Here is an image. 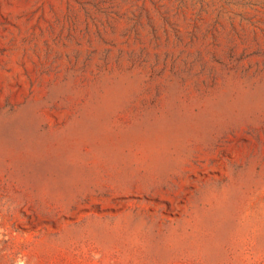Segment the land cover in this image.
Here are the masks:
<instances>
[{"label": "rangeland", "instance_id": "rangeland-1", "mask_svg": "<svg viewBox=\"0 0 264 264\" xmlns=\"http://www.w3.org/2000/svg\"><path fill=\"white\" fill-rule=\"evenodd\" d=\"M0 264H264V0H0Z\"/></svg>", "mask_w": 264, "mask_h": 264}]
</instances>
